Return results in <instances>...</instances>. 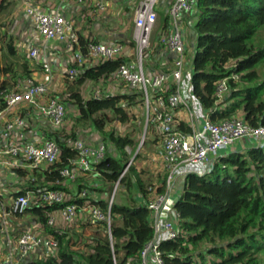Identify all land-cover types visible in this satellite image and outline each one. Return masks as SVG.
Instances as JSON below:
<instances>
[{"label": "trees", "instance_id": "trees-1", "mask_svg": "<svg viewBox=\"0 0 264 264\" xmlns=\"http://www.w3.org/2000/svg\"><path fill=\"white\" fill-rule=\"evenodd\" d=\"M16 4L17 0H0V14H10ZM197 10L194 95L213 121L233 117L243 109L244 118L251 125H264V42L262 38L255 41L264 30V0H198ZM164 14L160 17L158 39L163 32L169 31L171 24L168 13ZM4 37L5 46L0 45V51H4V54L0 53V111L7 107L6 94L17 87L19 71L22 77H29L32 72L31 60L19 55L13 39L8 35ZM80 37L84 45L85 38ZM129 42L134 44L131 39ZM157 44L161 46L159 41ZM153 53L152 48V56ZM123 60L100 62L86 68L74 83L71 84L69 79L67 83L76 91L87 80L95 83L112 80ZM233 61L236 67L228 68ZM233 72L239 78H229L228 97L218 102L217 83ZM126 90L77 97V116L66 137L83 135L87 126L105 132L114 121L127 123L135 119L130 107L139 102L140 94ZM63 128L50 131L49 128L46 133L47 138L55 139L61 147V160L52 170L40 172L35 169L32 185L41 183L68 190L57 183L59 169L75 159L77 151L62 140L65 136ZM180 128L186 132L192 130L185 121L180 122ZM106 138L114 143L120 155L108 151L97 170L106 183L120 180L130 196L127 203H113L112 238L107 228L94 222L95 227L86 241H74L68 229L48 224L49 213L63 204L34 206L27 213L36 216L46 231L58 240V248L56 254H41L28 264H142L140 252L155 232L147 205L149 187L155 186L158 193H164L167 174L166 171L158 173L154 181L151 178L148 183L135 175L136 167L132 162L129 171L121 177L130 162L126 147L135 145V139L130 134L116 135L113 131L107 132ZM14 171L23 178L31 174L26 168H14ZM74 183L77 190L88 188L91 202L108 210V200L93 195L94 191L102 189L91 187L87 174ZM135 190L138 195L134 196ZM181 195L174 207L179 235L176 239L163 241L160 246L166 264H264V146L222 156L213 170L204 176L188 174ZM84 201L81 198L71 202L82 205ZM81 245L83 249L79 248Z\"/></svg>", "mask_w": 264, "mask_h": 264}, {"label": "built area", "instance_id": "built-area-1", "mask_svg": "<svg viewBox=\"0 0 264 264\" xmlns=\"http://www.w3.org/2000/svg\"><path fill=\"white\" fill-rule=\"evenodd\" d=\"M35 0H17L18 11L28 17L36 33L46 41H61L72 53L71 64L65 74L74 81L86 68L100 62L123 58L112 81L126 85L130 92H138L148 125H154L163 145L162 164L167 174L166 191L158 193L150 186L147 205L151 210L150 220L154 226V237L141 250L142 264H166L161 243L176 239L180 229L178 221L173 220L175 208L169 206L172 195H179L184 186L185 177L194 173L204 176L210 173L216 162L225 156L224 149L234 146L238 141L249 138L253 146H264V125L253 126L244 117H229L213 121L201 106L193 93V58L188 55L187 38L189 16H198V0H171L167 13L170 16L169 31L159 36V43L169 53L174 54L171 65L160 68L152 62V33L157 25L159 14L157 5L160 0H128L134 7V44L119 42H99L85 39L84 45L72 16H67L60 6L55 10L39 7ZM85 3L86 0H77ZM87 4V3H86ZM88 7L92 16L106 11L103 0H92ZM94 14V15H93ZM195 25V23H194ZM30 60L41 57V47L33 46L27 54ZM192 56V57H191ZM43 68L42 79L37 81L31 75L17 84L15 90L6 94V109L0 111V117L21 104H30L42 117V123L52 130H59L70 123L67 102L58 97L49 96V89L54 80L52 64L45 59L40 61ZM234 69L236 62L234 61ZM229 78L237 80L239 75L231 73L217 83L218 102L225 100L229 93ZM109 93L107 86L98 88L94 95ZM198 100V104L195 101ZM198 105V107L196 106ZM201 106V107H200ZM189 111L190 132L180 128V110ZM77 114L74 115L76 118ZM75 120V119H74ZM71 119V124H74ZM28 115L15 113L11 119H5L0 127V154L7 157L6 163L14 168H26L31 174L26 178L27 185L35 180L34 170L40 172L52 170L61 160L62 149L55 139L35 135L29 137ZM62 137L68 147L77 151V157L59 169L57 183L68 188L38 186L35 192L30 188L17 190L10 205L0 201V264H28L38 259L41 254H56L58 240L50 235L38 222L22 231L14 232L8 222L11 216H23L34 206L63 204L48 215V224L66 229L79 219V213L94 222H99L111 235L112 206L116 191L122 185L118 180L111 195L106 196L108 210L95 205L88 198L89 189L77 190L69 187L81 175L100 176L97 165L108 152L106 142L99 136L93 137L87 131L75 138ZM252 146V147H253ZM132 160L123 170L121 177L128 171ZM91 187H97L98 179H91ZM29 186V185H28ZM27 186V187H28ZM85 199L82 205L71 202Z\"/></svg>", "mask_w": 264, "mask_h": 264}, {"label": "crops", "instance_id": "crops-1", "mask_svg": "<svg viewBox=\"0 0 264 264\" xmlns=\"http://www.w3.org/2000/svg\"><path fill=\"white\" fill-rule=\"evenodd\" d=\"M92 0H86L85 3H79L77 0H35L34 3L39 7H45L49 10H55L56 7L60 6L62 11L67 16H72L76 20V25L79 30L80 36H84L85 39H95L99 42H125L129 43L130 39H133V32H134V7L132 3L128 0H103L106 4V11L96 14L92 16L93 10L91 7H88L89 3ZM171 0H160L157 5V11L159 14V19L157 22L156 33L159 35L160 30V17L165 15L164 13L167 12L168 6ZM87 3V4H86ZM18 4L15 6L14 14H18ZM91 13V14H90ZM198 16H189L187 19L188 22V31H187V38L189 39L188 44V55H192L195 52L196 47V32H195V25ZM26 19L29 20L23 13V17L20 20L16 21H23ZM5 30V27L2 28ZM19 33L22 35V38L18 43H16L17 49H26L24 56L28 57V51L33 46H40L41 47V57L38 60H31L30 65L32 66L31 77L35 80L39 81L42 79L43 76V68L40 63L41 59L48 60L53 67L54 71V81L64 77L66 78L65 74L71 64V55L72 53L69 52L64 44L58 40H50L46 41L44 38L39 36L36 31L33 29L30 23H23L20 24ZM156 44L153 46L154 53L152 56V62L157 63V66L160 68H164L165 66L171 65L172 60L174 59V54L169 53L165 50L162 46H158V37L156 39ZM192 57V56H191ZM67 79V78H66ZM70 83H74L70 81ZM103 83V87L107 86L109 90L113 87L112 85H116L115 89L120 90L122 93L125 90L121 88V84L119 82H114L112 80H104L101 83H95L92 80H87L85 83L79 87V90H76L75 93L81 94L80 96L84 97L83 89L88 91L89 87H95ZM53 84V83H52ZM69 87V86H68ZM127 91V90H126ZM65 92V91H64ZM63 94H66L64 93ZM68 94H72L71 92ZM66 94V95H68ZM91 95L87 96L86 98L90 97ZM79 97V96H78ZM195 104H198V100L195 101ZM198 107V105H196ZM201 107V106H200ZM69 110V108H68ZM15 113H24L28 115V131L29 137H33L35 135H39L45 137L47 130L50 128L42 123V117L36 113V108L30 104H21L18 105L16 108L9 112H5L3 117H0V127L3 125L5 119H11ZM179 117L182 121L187 122L191 125L190 120V113L184 109L180 110ZM52 129H49V131ZM2 143V142H0ZM245 143V145H243ZM254 144L249 141H244L241 139L236 143V145L227 149V151H223L225 155H228L232 152L236 151H245L252 147ZM7 157H4L0 154V201L5 203L6 205H10L12 201V196H15L17 190H25L31 187V191L35 192V187L44 185V184H26V181L23 177L19 176L15 171L14 167L10 164L6 163ZM162 163V158H161ZM163 165V164H162ZM159 173V172H158ZM155 178V177H154ZM92 177L88 175V182ZM28 186V187H27ZM73 186H71L72 188ZM138 195V190L134 193V196ZM96 197L106 198V194L103 192L96 194ZM137 197V196H136ZM141 198V197H137ZM85 214V213H83ZM28 217H27V216ZM173 220L178 221L177 213L174 211V214L171 215ZM9 225L14 232H19L32 225H38V219L36 216L32 215L31 213H26L23 216H11L8 219ZM75 226V224L71 225L70 227L66 228L70 231Z\"/></svg>", "mask_w": 264, "mask_h": 264}, {"label": "rangeland", "instance_id": "rangeland-1", "mask_svg": "<svg viewBox=\"0 0 264 264\" xmlns=\"http://www.w3.org/2000/svg\"><path fill=\"white\" fill-rule=\"evenodd\" d=\"M15 7L13 8L12 12L10 14H0V45H4V35H8L11 39H13L15 45L20 41L22 38V35L18 32L19 25L23 23H30L26 19L23 21H16L17 19L20 18L21 13L18 12V14H14L15 12ZM22 16V15H21ZM31 24V23H30ZM5 27V30L2 28ZM156 28L155 27L153 33H152V38L151 42L152 45L154 46L156 44V39H157V33H156ZM262 38L264 42V30L260 33L259 37H256L255 41L258 42L259 39ZM5 46V45H4ZM152 46V47H153ZM19 55H23L26 51V49H17ZM1 54H4V51H0ZM19 58L21 56H18ZM22 59V58H21ZM230 67L234 68V61L230 63ZM20 75H22L21 71H19ZM19 75V79L17 83L23 82L26 77H22ZM22 77V78H21ZM69 82L66 78L62 77L51 84L50 89H49V96L51 97H58L60 99H63L67 101L68 105V116L70 117V123H68L64 128L63 132H69L72 131V127L74 124H71V119H75L74 115L78 112L77 104L75 103V100L77 99L78 96L81 94L75 93V90H71V86L67 83ZM113 87L111 88L110 91H117L119 92L120 90L115 89L116 85H112ZM126 85H121V88H124ZM98 88H103V83L99 85H96L95 87H89L88 91L86 89H83V95L84 97H87L89 95H93L95 91ZM65 91V92H64ZM66 93H72V94H63ZM140 103L138 102L137 104L131 105L130 109L135 115V119L131 120L130 122L127 123H121L118 121H114L111 123L107 128L105 132H100L96 130L94 127L89 128L88 126L85 127L87 128V132L89 135H92L93 137L99 136L102 138L106 144L109 153L115 156H119L120 152L116 149L114 146V143L110 141V139L106 138V133L109 131H113L116 135H126L130 134L134 137L135 139V145L133 146H127L126 147V152L130 155V161L135 164L136 167V174L144 178L148 183L150 182V179L156 177V175L159 173L164 172L163 165L161 163V156H162V150H163V145L161 141V137L159 133L156 130V127L154 125H148L146 122V115L141 107L139 105ZM233 117H244V111L243 109H240L236 115ZM75 122V120H74ZM84 134V133H83ZM249 138H244V141H249ZM236 145V144H235ZM245 145V143L243 144ZM222 151H227V149H224ZM129 171V169H128ZM90 177L93 179H98V188H101L102 190L100 191H94L93 195L97 194L99 195L100 192H104L106 196H109L112 194L115 188V183H106L105 179L100 175L98 177L89 174ZM28 177V176H27ZM24 180L26 181V178ZM152 181V180H151ZM27 184V181H26ZM75 187V183H71L69 187ZM96 187V188H97ZM137 193V191H136ZM130 201V196L125 192L124 186L120 185L119 189L116 191L114 202H120V203H127ZM27 216V215H26ZM28 217V216H27ZM90 222V223H89ZM94 221L92 219L87 218L83 214L79 213V219L75 222V226L70 229L69 233L73 237L74 241H86V239L89 238V236L92 234ZM82 234V236H80ZM83 245H81L79 248H82ZM83 249V248H82Z\"/></svg>", "mask_w": 264, "mask_h": 264}, {"label": "water", "instance_id": "water-1", "mask_svg": "<svg viewBox=\"0 0 264 264\" xmlns=\"http://www.w3.org/2000/svg\"><path fill=\"white\" fill-rule=\"evenodd\" d=\"M181 196H182L181 194H179V195H172L169 198V200H168L169 206L175 207L176 203L180 200Z\"/></svg>", "mask_w": 264, "mask_h": 264}]
</instances>
